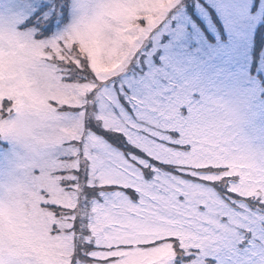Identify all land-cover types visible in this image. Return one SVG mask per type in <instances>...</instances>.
<instances>
[{"label": "snow or ice", "instance_id": "6c2138e0", "mask_svg": "<svg viewBox=\"0 0 264 264\" xmlns=\"http://www.w3.org/2000/svg\"><path fill=\"white\" fill-rule=\"evenodd\" d=\"M244 14L0 0V264H264L255 94L187 48Z\"/></svg>", "mask_w": 264, "mask_h": 264}, {"label": "rangeland", "instance_id": "374dc122", "mask_svg": "<svg viewBox=\"0 0 264 264\" xmlns=\"http://www.w3.org/2000/svg\"><path fill=\"white\" fill-rule=\"evenodd\" d=\"M244 15L242 22L229 27L217 19L209 24L204 32L189 40L187 48L190 54L218 48L228 50L227 55L212 61L201 56V59L215 73L220 74L223 82L232 87L245 88L255 94L253 105V125L260 128L264 125V47L258 48V34L264 31V5L261 0H238ZM261 31V32H262Z\"/></svg>", "mask_w": 264, "mask_h": 264}, {"label": "trees", "instance_id": "16d2710c", "mask_svg": "<svg viewBox=\"0 0 264 264\" xmlns=\"http://www.w3.org/2000/svg\"><path fill=\"white\" fill-rule=\"evenodd\" d=\"M262 31V27H261V29H260V31L259 32H261Z\"/></svg>", "mask_w": 264, "mask_h": 264}]
</instances>
